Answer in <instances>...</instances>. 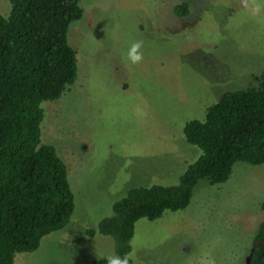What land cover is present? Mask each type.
<instances>
[{
  "label": "rangeland",
  "instance_id": "1",
  "mask_svg": "<svg viewBox=\"0 0 264 264\" xmlns=\"http://www.w3.org/2000/svg\"><path fill=\"white\" fill-rule=\"evenodd\" d=\"M259 15L242 0H80L69 29L78 78L46 103L43 142L67 166L76 209L63 230L15 264H94L115 255L111 238L88 230L138 187L174 186L197 158L183 137L221 95L264 73V0ZM187 4L179 16L176 8ZM0 14H11L0 0ZM142 40L144 60L127 59ZM182 172V173H181ZM264 165L237 163L221 185L201 181L190 206L140 220L132 264H248L264 222Z\"/></svg>",
  "mask_w": 264,
  "mask_h": 264
},
{
  "label": "trees",
  "instance_id": "2",
  "mask_svg": "<svg viewBox=\"0 0 264 264\" xmlns=\"http://www.w3.org/2000/svg\"><path fill=\"white\" fill-rule=\"evenodd\" d=\"M9 1L10 16L0 14V264L38 251L74 215L67 166L44 144L43 123L44 105L60 100L77 81L78 57L68 36L84 15L80 0ZM188 12L187 4L176 8L179 16ZM183 137L198 155L178 184L130 190L88 237L111 238L115 255L123 257L132 253L129 241L140 220L186 210L201 181L225 184L237 163L264 165V73L248 88L221 95L204 120L187 122ZM248 264H264V222Z\"/></svg>",
  "mask_w": 264,
  "mask_h": 264
},
{
  "label": "clouds",
  "instance_id": "3",
  "mask_svg": "<svg viewBox=\"0 0 264 264\" xmlns=\"http://www.w3.org/2000/svg\"><path fill=\"white\" fill-rule=\"evenodd\" d=\"M242 6L245 9L251 11L253 15H259L262 10V6L256 2V0H242ZM144 46V42L142 40L132 41L128 51H127V59L133 65H138L144 60V53L142 52V48ZM129 247H135V241H129ZM104 259L105 257H100ZM133 259V253H126L123 257L119 255H110L106 257L107 264H129L130 260Z\"/></svg>",
  "mask_w": 264,
  "mask_h": 264
}]
</instances>
